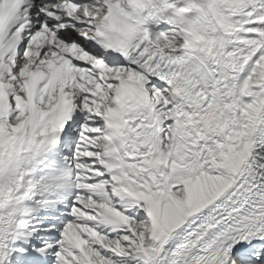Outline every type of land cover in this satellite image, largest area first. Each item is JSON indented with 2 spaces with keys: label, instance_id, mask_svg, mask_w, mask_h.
I'll use <instances>...</instances> for the list:
<instances>
[{
  "label": "snow or ice",
  "instance_id": "snow-or-ice-1",
  "mask_svg": "<svg viewBox=\"0 0 264 264\" xmlns=\"http://www.w3.org/2000/svg\"><path fill=\"white\" fill-rule=\"evenodd\" d=\"M184 3L0 0V264H264V114L246 112L264 99V0H236L231 33L190 50ZM29 74L40 108L52 84L70 100L49 131L17 126Z\"/></svg>",
  "mask_w": 264,
  "mask_h": 264
},
{
  "label": "bare ground",
  "instance_id": "bare-ground-1",
  "mask_svg": "<svg viewBox=\"0 0 264 264\" xmlns=\"http://www.w3.org/2000/svg\"><path fill=\"white\" fill-rule=\"evenodd\" d=\"M189 8L193 11V13H190V17L194 19H198L200 17H206L203 13H201L199 6H198V0H192V2L189 5ZM220 24L222 26V30H217L215 26L211 23L209 19H207V23L205 25H199V27L193 31H190L192 38L194 40V43H182L180 44L181 48H184L186 50L190 49H205V48H214L216 47L220 41H222L223 36L218 35L217 33H223L225 36L230 34L232 31V24L226 23L220 21ZM176 35H181L178 31L176 32ZM173 40H175V36L172 37ZM163 40L165 42L170 43L168 37H164ZM177 43H179L177 41ZM167 46V43L166 45ZM258 46V45H257ZM75 49H71V46L67 49L68 51L76 54V55H82L81 50L78 49L76 46H74ZM259 76H264V58H262V62L260 63V72L258 73ZM10 83V82H8ZM45 91L47 92V100L45 101L43 99V96H41L40 103H43L45 107H47L52 101H54L57 97L60 96V89L55 85L52 84L51 86H46ZM64 94V93H63ZM66 95V94H64ZM19 98L24 99L25 103L28 102V98H24L19 96ZM19 98L17 97V103L19 101ZM32 103L31 105L25 104L23 107H20L21 109V116L19 118L20 123L17 125L18 127L22 128L24 126L29 127L30 129H36L38 127L37 121L38 118V111L42 110L38 106V104L34 101L33 94L31 95ZM238 105L235 104L234 101H230L229 103L223 104L218 106L215 110L207 114L204 118L202 123L204 126L208 129L213 130H220L222 131L225 127H227V121L223 119L225 111H234L235 107ZM44 107V108H45ZM241 111H245V109H241ZM246 112L247 116L250 119H256L261 114H264V99H254L251 104L246 106ZM29 117V120H27ZM233 139H236L235 136H233ZM227 140V138H226ZM222 159H227L232 153V143L231 140H228L223 145L222 148ZM96 155H100L99 153H96Z\"/></svg>",
  "mask_w": 264,
  "mask_h": 264
}]
</instances>
